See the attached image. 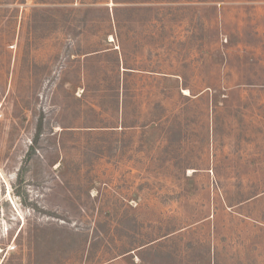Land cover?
<instances>
[{
  "label": "rangeland",
  "instance_id": "rangeland-1",
  "mask_svg": "<svg viewBox=\"0 0 264 264\" xmlns=\"http://www.w3.org/2000/svg\"><path fill=\"white\" fill-rule=\"evenodd\" d=\"M0 264H264V0H0Z\"/></svg>",
  "mask_w": 264,
  "mask_h": 264
},
{
  "label": "trees",
  "instance_id": "trees-1",
  "mask_svg": "<svg viewBox=\"0 0 264 264\" xmlns=\"http://www.w3.org/2000/svg\"><path fill=\"white\" fill-rule=\"evenodd\" d=\"M39 128H40V126H39ZM36 240H37V239H36ZM32 242L34 243L35 241L32 240ZM37 244H38V242H37Z\"/></svg>",
  "mask_w": 264,
  "mask_h": 264
}]
</instances>
